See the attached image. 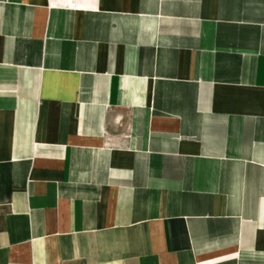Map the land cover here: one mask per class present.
Returning a JSON list of instances; mask_svg holds the SVG:
<instances>
[{"label":"crops","instance_id":"obj_1","mask_svg":"<svg viewBox=\"0 0 264 264\" xmlns=\"http://www.w3.org/2000/svg\"><path fill=\"white\" fill-rule=\"evenodd\" d=\"M0 264H264V0H0Z\"/></svg>","mask_w":264,"mask_h":264}]
</instances>
